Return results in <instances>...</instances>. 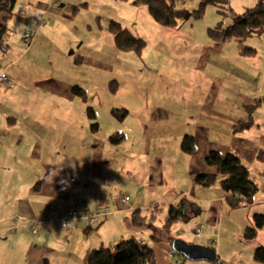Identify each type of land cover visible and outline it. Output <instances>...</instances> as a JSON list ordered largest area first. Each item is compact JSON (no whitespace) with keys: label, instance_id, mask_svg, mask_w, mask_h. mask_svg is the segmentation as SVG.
Segmentation results:
<instances>
[{"label":"crops","instance_id":"0c3cea01","mask_svg":"<svg viewBox=\"0 0 264 264\" xmlns=\"http://www.w3.org/2000/svg\"><path fill=\"white\" fill-rule=\"evenodd\" d=\"M252 3L257 5L258 0ZM259 34L256 43H248L256 34L246 41H199L195 69L184 70L182 76L184 82L190 81L184 88L187 98L171 100L167 90L152 88V96L141 105L146 108L136 114L140 131L129 132L118 144L111 137L108 142L99 141L95 111L97 128L90 118L91 129L83 120H72L69 102L85 101L74 95L75 85L62 70L17 86L23 89L19 97H28L35 85L46 93L30 95L12 110L1 108L10 112L9 117H0V264H85L94 249L113 248L132 238L151 246L158 264H171L175 253L170 242L167 238L154 241V229H150L153 224L155 233L164 232V224L158 228L156 220L170 206L183 204L186 219L199 218L193 226L177 223L179 237L217 238L225 230L224 216L232 214L220 178L210 187L196 184L198 176L217 175L206 164L212 152L240 157L259 186L255 205L234 211H244L239 222L244 236L254 216L264 215V32ZM246 48L255 51L246 52ZM10 67L7 64L0 74L7 75ZM126 111L124 123L134 114ZM149 120L158 133L144 129ZM248 122L251 128L238 129ZM187 136L196 140L193 155L181 148ZM175 140L178 146L170 152L169 143ZM99 145L105 147L104 156L98 153ZM72 178H77L75 184L70 183ZM121 197L128 198V205L121 204ZM75 203L108 208L109 214L95 229L84 221L64 229L62 220ZM137 211L147 217L142 227L132 224ZM37 222L40 230L34 234L30 226ZM200 228L203 236L196 237L194 231ZM263 237L264 229L258 235Z\"/></svg>","mask_w":264,"mask_h":264},{"label":"rangeland","instance_id":"374dc122","mask_svg":"<svg viewBox=\"0 0 264 264\" xmlns=\"http://www.w3.org/2000/svg\"><path fill=\"white\" fill-rule=\"evenodd\" d=\"M252 2L254 0H232L227 16L220 14L217 7L208 6L202 19L198 20L193 15L199 9L200 0H182L177 4L178 25L165 28L155 22L146 7L136 6L132 0H18L14 15L4 23L8 32L5 46L0 49V71L7 64L11 65L7 77L12 85L5 86L0 80V117H9L10 112L1 111V108L12 110L30 95L45 92L35 85L27 92L28 97H19L23 89L17 86L21 87L25 82L33 83L36 78L44 80L49 74L58 75L62 70L63 76L74 87L85 88L89 95L88 102L83 103L76 98L74 102H69L72 120H83L91 129L93 122L88 117L87 109L93 108L100 126L96 134L101 143L108 142L116 134L126 136L133 130L139 132L142 125L136 114L146 108L141 105L146 104L152 96V88L167 90L168 99L178 100L180 97V101H184L188 96L184 88L188 89L186 83L190 81L184 82L182 76L184 70L195 69L193 59L197 57L198 44H201L199 41H208V30L220 23H224L225 27L230 26L235 18L256 6ZM41 21L47 24L39 25ZM113 22L121 24L136 38L146 42L141 54L117 50L109 31ZM28 32L34 33L30 46L21 39ZM254 37L248 43H256L261 34ZM18 73L22 75L23 81H19ZM113 89L118 92L113 94ZM192 89L193 86L190 87ZM127 108L134 114L125 123L111 114L114 110ZM145 124L144 129L152 128L153 134L158 133L157 125L150 120ZM168 128L174 129L175 126ZM181 141L182 146L184 139ZM169 145L170 152H173L178 143L175 140ZM99 146L98 153L104 156L105 147ZM227 209L232 214L224 216L225 230L219 232V237L212 239L213 245H210V239L179 237L176 226L172 229L174 244L182 241L187 245L213 248L217 259L215 264H260L255 262L254 252L259 248L258 243L264 246V237L255 242L246 241L239 226L244 211ZM167 215L168 210L157 218L158 228H162ZM197 217L189 218L190 221L185 219L177 225L185 223L193 226L198 222ZM156 235L157 238L166 237L162 230L157 231ZM174 255L171 264L179 261L183 264H214L209 261H191L178 253Z\"/></svg>","mask_w":264,"mask_h":264},{"label":"trees","instance_id":"16d2710c","mask_svg":"<svg viewBox=\"0 0 264 264\" xmlns=\"http://www.w3.org/2000/svg\"><path fill=\"white\" fill-rule=\"evenodd\" d=\"M18 0H0V49L5 46V39L8 32L7 26L4 24L14 15L17 8ZM128 1V0H121ZM134 5L146 7L150 16L156 23L165 28H174L178 25L179 12L177 4L182 0H132ZM232 0H200L199 9L194 13V18L202 19L208 6H215L219 9V13L228 15L231 9L230 3ZM40 24L39 25H46ZM113 35L115 46L120 52H136L142 53L146 42L136 38L129 30L125 29L121 24L113 22L109 28ZM209 38L214 43H226L232 40L246 41L255 34L264 32V0H258V4L247 10L243 15L234 19L230 26L225 27L224 23L218 24L215 28L208 30ZM33 39H34V33ZM22 39V38H21ZM33 42V41H32ZM25 43V42H24ZM26 45L30 46L31 44ZM246 52L255 51L251 48H246ZM1 67V65H0ZM10 81V80H9ZM11 83V81H10ZM12 85V83H11ZM6 86V85H5ZM10 87V86H9ZM113 91H115L113 89ZM73 93L82 101L87 102V93L81 87H74ZM88 117L95 123L93 128H97L96 114L93 108H88ZM113 116L119 120H124L128 111L114 110ZM252 123L241 124L238 129L245 130L251 128ZM239 130H236L238 132ZM125 140V135L116 134L110 138L114 144H118ZM182 151L185 154L193 155L196 148V140L194 137L187 136L182 143ZM206 164L217 170V175H201L196 178V184L210 187L216 184L218 178L221 179V189L225 195L226 204L232 209L250 208L256 203V196L259 193V186L255 184L248 168L243 164L240 157L233 153L222 155L218 152L210 153L206 158ZM187 218V211L183 204L168 209V215L163 226L165 238L170 242V245L175 254L174 239L170 237L173 227L184 221ZM147 220V217L141 216L137 211L132 216V224L135 227H142ZM155 225L150 224V229H154V241L157 239L155 233ZM264 229V215L257 214L254 216V226L247 228L244 233V239L248 242H255L259 232ZM213 250V249H212ZM215 253V250H213ZM216 254V253H215ZM217 260V259H216ZM215 260V261H216ZM254 260L257 263L264 264V247H259L254 252ZM215 264V262H213ZM85 264H158L156 251L149 245L132 238L122 241L113 248L99 247L94 249L89 255Z\"/></svg>","mask_w":264,"mask_h":264},{"label":"built area","instance_id":"2783aa9c","mask_svg":"<svg viewBox=\"0 0 264 264\" xmlns=\"http://www.w3.org/2000/svg\"><path fill=\"white\" fill-rule=\"evenodd\" d=\"M43 20V19H42ZM40 24H45L44 22H40ZM22 39L25 43L31 44L33 41V34L32 33H25L22 36ZM0 80L3 83V85L11 86V83L7 77V75L4 73L0 76ZM77 182V178H72L70 180L71 184H75ZM121 204L124 206L128 205V198L127 197H121L120 198ZM109 214L108 208H101V209H91L87 204L85 203H75L72 205L68 211L66 217L62 220V227L64 229H71L73 226V223L75 221H84L86 222L92 229H95L98 227L101 219L104 216H107ZM40 222H37L36 224H33L30 226L32 232L34 234H38L40 230ZM204 233V229L200 228L196 231H194V235L196 237H202ZM175 264H182L181 261L175 263Z\"/></svg>","mask_w":264,"mask_h":264},{"label":"water","instance_id":"95a60500","mask_svg":"<svg viewBox=\"0 0 264 264\" xmlns=\"http://www.w3.org/2000/svg\"><path fill=\"white\" fill-rule=\"evenodd\" d=\"M175 251L191 261L215 262L216 254L213 250L196 245H187L184 242H177L174 245Z\"/></svg>","mask_w":264,"mask_h":264}]
</instances>
